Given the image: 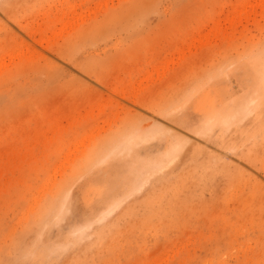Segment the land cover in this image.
I'll use <instances>...</instances> for the list:
<instances>
[{"label": "rangeland", "instance_id": "obj_1", "mask_svg": "<svg viewBox=\"0 0 264 264\" xmlns=\"http://www.w3.org/2000/svg\"><path fill=\"white\" fill-rule=\"evenodd\" d=\"M260 62L264 0H0V264H264ZM161 122L178 155L91 163L134 131L156 155ZM71 183L74 234L47 216Z\"/></svg>", "mask_w": 264, "mask_h": 264}, {"label": "bare ground", "instance_id": "obj_2", "mask_svg": "<svg viewBox=\"0 0 264 264\" xmlns=\"http://www.w3.org/2000/svg\"><path fill=\"white\" fill-rule=\"evenodd\" d=\"M233 9V8H232ZM235 9V8H234ZM233 14V13H232ZM200 31V30H199ZM176 50V49H175ZM154 51V50H152ZM18 54V53H17ZM260 66L264 67V62H260L259 64ZM264 74V72L262 73ZM99 83L100 85L106 87L109 89L108 87V83L106 84L104 79L100 78V77H97L95 78ZM140 86V85H139ZM111 87V86H110ZM116 94V93H115ZM256 94V93H255ZM121 95V94H120ZM257 95V94H256ZM258 97V96H257ZM248 99V98H247ZM254 100V99H253ZM135 102V100H134ZM247 103V102H246ZM72 109V108H71ZM77 109V108H76ZM239 110V109H238ZM245 110V109H244ZM76 111V110H75ZM261 112V111H260ZM79 113V112H78ZM237 114V112H234ZM59 116V115H58ZM231 116V114H230ZM234 116V115H233ZM232 117V116H231ZM235 117V116H234ZM236 117H238V114L236 115ZM235 117V118H236ZM55 119V118H54ZM85 119V118H84ZM52 121V120H51ZM54 121V120H53ZM57 123H58V120H56ZM67 122V121H66ZM212 123V122H211ZM210 123V124H211ZM215 123V122H214ZM219 123V121H218ZM54 126V125H53ZM149 126V125H148ZM146 127V126H145ZM151 133V132H150ZM144 134V133H143ZM149 136H152L151 134ZM148 138L147 135H142V133H140L139 131H134V132H126V133H122L120 135H118L117 137H114L112 140L108 141L105 146H103V153H97V154H94L93 155V158H92V162L91 163H104V161L110 157V155L114 154L115 153V150L119 148V152L123 153L124 151H129L130 149H133L132 152L130 155H128V157H126L127 159V162H121V163H128L127 166L130 168V167H133V166H141L143 163H149L151 164L152 166L151 167H154V166H158L161 161L159 163H157V161H159L158 159L160 158H164V157H172L173 155H175V153L173 152H170V145H167L166 147L163 148V150L161 152H156L157 154L154 155V156H151L150 154L146 153V152H137V150H134L136 149L135 147L140 145L142 141H145L146 139ZM151 138V137H150ZM258 138V137H257ZM149 139V138H148ZM154 139V137H153ZM152 140V139H151ZM150 140V141H151ZM157 140V139H156ZM147 141V140H146ZM145 141V142H146ZM51 142V141H50ZM188 144V143H187ZM156 146V145H155ZM149 147V146H148ZM115 149V150H114ZM147 150V149H146ZM173 154V155H172ZM170 159V158H169ZM110 162V161H109ZM132 169V168H131ZM126 171H129L128 169H126ZM134 172V171H133ZM152 172H154L152 170ZM118 177L117 179L114 177V179H112L109 183L111 185V188L109 189L110 190V194L111 196L114 195V199H117V198H122L124 197L125 198V195L128 194V192L134 187V182H135V176L132 175L131 176V172H127L125 173V171H122V172H119L118 173ZM134 174V173H133ZM112 178V177H111ZM157 179V177H156ZM155 179V180H156ZM152 181H154L152 179ZM160 181V180H158ZM132 192V191H131ZM130 194V193H129ZM132 194V193H131ZM155 196V195H154ZM157 196V195H156ZM117 204V203H116ZM121 204V203H120ZM116 206V205H115ZM117 207V206H116ZM55 208L57 209L56 212H53L51 215H47L48 217L49 216H52V219H54L53 221H56V217L58 215V212H59V206L55 205ZM107 208H109V206H107ZM38 217V216H37ZM102 218V217H101ZM44 220V219H42ZM97 220V219H96ZM98 221V220H97ZM49 223V222H48ZM46 224V223H45ZM40 226V225H39ZM54 226H55V223H54ZM41 227V226H40ZM43 229V228H42ZM82 230V229H81ZM32 231V230H31ZM38 231V230H37ZM80 231V230H79ZM39 233V232H38ZM42 233V232H41ZM72 234V233H71ZM36 235V234H35ZM86 235V234H85ZM37 236V235H36ZM74 239V238H73ZM40 241V239H39ZM75 241V240H73ZM34 243V242H33ZM36 243V242H35ZM40 243V242H39ZM82 243V242H81ZM80 243V244H81ZM41 244V243H40ZM68 244V243H67ZM72 245V244H71ZM33 246V245H31ZM40 246V245H39ZM42 247V246H41ZM64 247V246H63ZM70 248L71 250V246H67ZM73 247V246H72ZM44 248V247H43ZM65 248V247H64ZM50 251L52 250L51 249V246H50ZM48 249V251H49ZM44 250V249H43ZM68 250V249H67ZM62 251H66L64 249H62ZM40 252V251H39ZM44 252V251H43ZM68 252V251H67ZM34 254V252H33ZM47 254V253H46ZM63 254V253H61ZM34 255H32L33 257ZM44 257V256H43ZM49 257V256H48ZM34 258V257H33ZM45 261V259H44ZM48 261V259L46 260Z\"/></svg>", "mask_w": 264, "mask_h": 264}, {"label": "snow or ice", "instance_id": "obj_3", "mask_svg": "<svg viewBox=\"0 0 264 264\" xmlns=\"http://www.w3.org/2000/svg\"><path fill=\"white\" fill-rule=\"evenodd\" d=\"M260 95H261V110L264 111V74L261 75L260 79ZM183 117H181L182 119ZM179 125V121L176 122ZM185 129L184 135H177L179 132V127L175 128L171 123L167 126L163 122L159 124H154L151 131V135L155 138H159L163 141L170 142V152L179 154V151L188 142L187 130L191 127L190 125H184ZM204 130L197 126L191 129V137L195 138L197 136H203ZM249 172L255 174V170L252 168L248 169ZM260 181L264 183V175H261ZM88 193L85 190L84 185L76 187L75 183L69 184L64 188L59 197V212L56 217L57 223L62 224L64 228L75 233L81 213L87 214V210L83 207V199L86 198Z\"/></svg>", "mask_w": 264, "mask_h": 264}]
</instances>
